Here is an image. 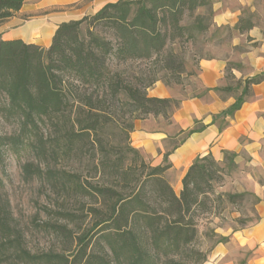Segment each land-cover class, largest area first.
Here are the masks:
<instances>
[{
	"label": "trees",
	"instance_id": "trees-1",
	"mask_svg": "<svg viewBox=\"0 0 264 264\" xmlns=\"http://www.w3.org/2000/svg\"><path fill=\"white\" fill-rule=\"evenodd\" d=\"M25 1L0 0V22L12 17ZM211 5V0H118L107 3L94 14L61 23L48 47L27 43L23 39L0 38V91L8 98L6 111L21 120L23 132L26 129L36 132L33 148L37 154L80 152L89 142L100 153L98 162L94 164L95 174L110 180L102 184L94 183L74 173L56 168L43 171L37 167L35 173L46 177L56 191L83 199L80 215L94 224L78 236L76 249L69 255L55 252L32 254L22 245L17 246V255L23 262L158 264L161 251L180 250L195 239L197 228L193 214L210 199L209 194L214 192L212 183L219 177L216 176L218 172L238 165L236 154L225 152L222 162L216 161L210 153L198 156L183 177L182 190L177 194L166 176L172 167L168 161L172 150L165 153L162 163L154 164L150 157L147 163L142 157L145 154L131 143L132 122L123 129L128 141L127 150L134 154V158L128 165L125 164V157L113 160L110 154L114 147L103 137L106 122L99 100L94 98V92L83 98L80 90L104 87L114 95L124 92L133 106L132 121L162 116L168 123L171 122L183 99L204 97L210 91L200 84L199 71L192 94L158 98L147 95V89L154 85L156 79L145 87L125 84L117 73L113 74L111 65L152 59L166 52L175 40L184 43L194 40L197 32L211 31L214 14ZM201 7L209 8L208 14L198 12ZM189 18H192L191 24L187 23ZM83 25L88 26L85 36H81ZM255 25L254 15L246 13L235 28L240 33H246ZM99 28L106 29L108 34L101 33ZM215 29L222 31L223 35H213L212 41L218 39L224 42L233 36L227 27ZM244 49L234 48L236 53ZM233 68L242 70V63H228L227 85L215 89L222 95H234L236 99L224 112L225 115L238 110L252 95V86L264 81L262 72L233 82ZM164 83L170 89H176L170 82ZM46 123L69 129L65 136L51 139L48 146L39 133L40 126ZM202 128L195 125L184 133L180 142ZM180 142L172 141L170 145L174 148ZM30 167L25 166L27 174L32 173ZM139 170L141 175L132 182L131 177L136 176ZM122 183L132 184L129 194L124 195L118 189ZM2 185L0 177V188ZM253 195L257 203L259 198ZM229 197L237 195L229 194ZM71 211L69 213L73 215ZM255 215L256 220L251 224L259 220L256 210ZM11 230L8 218L0 216V232L11 237ZM18 238L19 235L15 240ZM227 239L222 236L218 243ZM15 245L6 240L0 243V250ZM94 246L105 253L109 250L112 256L108 258L95 251ZM207 258L203 255L198 264H203Z\"/></svg>",
	"mask_w": 264,
	"mask_h": 264
},
{
	"label": "rangeland",
	"instance_id": "rangeland-1",
	"mask_svg": "<svg viewBox=\"0 0 264 264\" xmlns=\"http://www.w3.org/2000/svg\"><path fill=\"white\" fill-rule=\"evenodd\" d=\"M36 1L29 0L27 4L31 5ZM89 1L84 0L50 11L73 10ZM260 5L264 7V2ZM208 12L209 8H206L204 14ZM31 16L32 14H23L20 27L25 26ZM187 23L191 24L192 18L187 19ZM5 27L6 24H0V32ZM87 30L88 26L83 25L81 36H85ZM100 30L101 33L108 34L106 29L99 28ZM196 34L194 40L184 43L175 40L166 52L152 59L114 63L111 65L112 72L117 73L125 84L145 87L156 79L154 84L158 81H168L180 95L192 94L199 59L222 55L230 51V48L224 46L221 40L212 41V36L221 37L222 31L215 29L213 32L203 34L197 32ZM91 92L95 93L94 98H98V104L104 114L103 119L106 123L103 137L110 146L114 147L110 157L113 160L125 157V164H130L134 154L127 150L128 141L124 129L136 120L132 121L133 106L130 104L129 97L124 92L114 95L112 91L104 87L97 90L83 88L80 90V95L87 98ZM7 105L8 98L0 91V177L3 181L0 188V216L7 217L13 228L11 237L6 236L5 232H0V243L7 240L16 244L0 250V264H31L23 262L18 257L19 245L32 254L55 252L69 255L76 249L78 236L91 229L94 222L80 215L83 199L56 191L46 177L39 176L34 170L37 167L43 171L56 168L63 172L77 174V177L82 179L87 177L94 183H106L110 180L102 179L95 174L94 170V164L98 162L100 153L88 142L80 152L38 155L33 148L37 137L36 132L28 129L23 132L21 120L7 113ZM68 129L69 127L58 128L46 123L40 126L39 133L50 146L51 139L53 140L56 136H65ZM142 157L149 163L148 156L142 155ZM26 165L31 166V174L26 173ZM246 169L238 164L218 172L216 176H223V178H215L212 183L214 192L209 194L210 199L207 200V204L202 205L193 214L197 228L195 239L180 250L167 253L163 252L164 250L161 251L158 264H198L203 255H207L208 260L218 240L224 234L256 220V198L253 192L245 190L248 185ZM140 172L139 170L136 176L131 177L132 182L141 175ZM131 186V183H122L118 189L127 195L132 189ZM229 194H236L237 197L231 198ZM71 210L74 212L73 215L69 213ZM17 235L19 238L16 241ZM94 249L108 258L112 256L109 250L106 254L104 250H97V246H94ZM235 252L237 253L238 250ZM243 254L247 256L246 252Z\"/></svg>",
	"mask_w": 264,
	"mask_h": 264
},
{
	"label": "crops",
	"instance_id": "crops-1",
	"mask_svg": "<svg viewBox=\"0 0 264 264\" xmlns=\"http://www.w3.org/2000/svg\"><path fill=\"white\" fill-rule=\"evenodd\" d=\"M28 1L12 17L0 22L6 24L0 32L1 39H23L27 43L48 47L61 23L94 14L107 3L118 0H90L80 8L63 11L50 10L84 0H37L31 5L27 4ZM211 1L214 13L211 32L215 28L227 27L233 36L223 42L230 48L229 53L202 57L198 61V80L210 91L204 97L183 99L169 123L162 116L136 120L130 140L154 164L162 163L165 153L172 150L168 155L172 167L166 176L176 193L182 190L183 177L198 156L210 153L216 161L222 162L225 152L236 154V162L247 168L245 190L259 198L255 205L259 220L224 234L227 241L218 243L204 264H264V81L254 84L252 95L229 115L224 112L235 103L234 95H222L215 90L227 85L226 69L230 62H241L243 67L242 70L232 69L233 82L264 72V7L260 5L264 0ZM205 9L201 7L198 12L204 14ZM246 13L254 15L256 25L248 32L240 33L235 27ZM23 14L32 16L25 26L20 27ZM235 47L245 49L236 53ZM147 95L180 97L178 90L170 89L163 81L149 87ZM195 125L203 128L180 142L184 133ZM172 141L180 143L172 148Z\"/></svg>",
	"mask_w": 264,
	"mask_h": 264
}]
</instances>
